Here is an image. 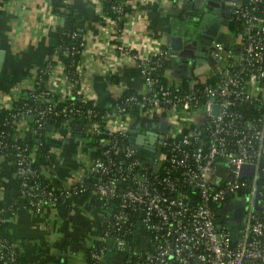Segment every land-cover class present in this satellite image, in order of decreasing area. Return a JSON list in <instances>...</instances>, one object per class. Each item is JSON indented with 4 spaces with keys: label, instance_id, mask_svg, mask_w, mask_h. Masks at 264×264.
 <instances>
[{
    "label": "built area",
    "instance_id": "2783aa9c",
    "mask_svg": "<svg viewBox=\"0 0 264 264\" xmlns=\"http://www.w3.org/2000/svg\"><path fill=\"white\" fill-rule=\"evenodd\" d=\"M106 1L111 2L113 16L105 11ZM133 1L97 0L102 19L116 36L126 25ZM230 21L233 40L214 43L212 71L191 79L186 87H173L165 79L167 47L143 55L119 42L121 53L136 61L146 90L100 113L89 106L74 107L73 101L57 108L55 101L44 97L49 90L34 92L41 79L35 71L23 93H30L33 101L15 107L2 126H13L18 137L28 122L38 128L66 113L69 118L60 126L70 131V120L81 115L82 138L93 150V161L69 184L46 187L41 177H51L57 162L47 171L37 168L36 145L9 144L8 132L0 128V150L14 148L6 154L11 155L19 193L30 210L54 207L60 199L89 190L108 207L95 241L105 244L111 236L123 255L121 264H264V0H231ZM79 45L80 50L64 52L83 54V39ZM81 63L75 65L80 91L85 87ZM41 71L60 72L67 86L61 99L71 96L74 81L61 62ZM132 105L137 116L130 113ZM143 116L163 117L167 123L164 129L141 131L155 134L154 151L135 149L129 141L134 135L130 123ZM89 138L95 143H87ZM53 150L57 155V148ZM243 165L252 166V171L241 172ZM231 200L244 202L235 216L229 213ZM0 221L6 222V216ZM230 223L236 225V234ZM135 236L139 243L132 246ZM15 255L0 233V263L19 264ZM102 255L92 253L100 261Z\"/></svg>",
    "mask_w": 264,
    "mask_h": 264
},
{
    "label": "crops",
    "instance_id": "0c3cea01",
    "mask_svg": "<svg viewBox=\"0 0 264 264\" xmlns=\"http://www.w3.org/2000/svg\"><path fill=\"white\" fill-rule=\"evenodd\" d=\"M68 1L85 42L80 71L85 87L81 93L92 98L98 107H111L109 99L127 86L137 91L146 90L136 61L121 53L117 48L119 42L128 43L143 55L159 46L167 47L165 79L173 87H181L184 79L191 80L212 71V55L210 71L207 67L187 68L188 63L182 60L188 48H179L178 43L188 38L178 19L180 0L178 3L134 0L119 36L102 19L97 0ZM57 24L58 18L51 11L49 0H0V107H9L31 86L34 72L50 54L49 38L55 34ZM218 31L223 43L233 40L231 26H218ZM171 43L177 48L172 49ZM53 75L46 80L47 85L59 93V98L66 97L64 88L67 86L60 72ZM111 75L115 79L109 80ZM137 120L130 123L133 134L148 127H135L134 124L141 121ZM52 134L63 143L57 148V164L50 181L56 187L65 186L92 164L93 150L81 136L65 126H59ZM11 199L14 206L6 212V230L27 264H86L84 253L104 228L106 204L73 195L68 202H59L54 207L30 210L19 193L11 155L5 153L0 154V200ZM138 243L135 236L132 246ZM122 257L120 252L107 250L101 264H121Z\"/></svg>",
    "mask_w": 264,
    "mask_h": 264
},
{
    "label": "trees",
    "instance_id": "16d2710c",
    "mask_svg": "<svg viewBox=\"0 0 264 264\" xmlns=\"http://www.w3.org/2000/svg\"><path fill=\"white\" fill-rule=\"evenodd\" d=\"M110 1L105 2V11L113 16L114 12L109 8L110 7ZM51 5V11L57 15L58 17V24L56 26V32L54 35H52L49 38V43L51 46V51L49 56L46 58L43 65L38 67L36 69V78H41L39 82L35 85L34 92H38L40 89H47L49 90L48 95H44V97L48 96L52 101H55L56 107L61 108L63 105L69 104L71 101L72 104H74V107H92L94 112H102L105 108H111L116 106L117 104L121 103L120 101L123 100L126 96L130 94H137V90L133 89L130 86L125 87L118 95L113 96L109 99V103L111 107H101L98 108V106L94 103L92 98L84 99L82 98L83 95L81 93L80 84H79V73L75 72V65L76 63L80 62L82 59V54L80 51L74 52L73 54L65 53L64 50L66 49H72V47L76 49H81V46L79 43L82 41V35L80 33V27L79 22L77 18L75 17L73 7L69 3L68 0H50ZM119 25L121 26V21L118 20ZM76 32L77 34L73 33ZM54 55H56V58H54ZM58 62H61L63 65V70L65 71L68 79H71V81H74V86L72 90L71 96L68 98H59L57 92L51 87H49L46 83V80L49 77H52V72H43L42 69H45L49 64H57ZM165 66L167 67V60L165 61ZM109 80L115 79L114 75L108 76ZM188 82H190L189 79H184L182 81V87H186ZM30 94V93H29ZM21 94L18 97H16L12 104L9 107H0V128L4 129L8 132L6 141L10 143H16L20 146L23 145H29L32 146L36 145V149L33 153L34 158V166L37 168L43 167L45 170L50 167L52 164H55L57 162V155L56 152L53 150V148H58L62 145L63 140L61 138L56 137L54 134H52L55 130L59 128L61 123L69 118L68 114L62 113L58 115L56 118L51 117L47 122L50 123L49 127L48 124H43L40 127H36L34 123L28 122L27 128H24L21 132L20 136L15 137L13 135V126L5 127L2 126L1 122L3 118L10 117L11 113L15 110V107L20 106L23 102H32V95L30 94ZM130 113L136 116L138 115L137 108L132 105L130 109ZM82 116H75V118H72L70 120V132L76 133L79 136L83 137V127L84 119L81 118ZM14 125V124H13ZM79 126V128H78ZM95 138H89L86 139L87 143L94 144ZM124 142H128L127 136L123 137ZM14 148H7L4 150H0V153H9L13 151ZM47 171V170H46ZM42 183L46 187H52L51 184V177L47 174L46 177H41ZM18 180V179H17ZM89 182V179L87 180ZM79 195H83L87 197L88 199L95 201L97 204L103 203L102 199H99L92 195L89 190H85ZM70 198H63L60 199L59 202H68ZM25 201V199H24ZM26 203V201H25ZM27 204V203H26ZM14 206L12 203V199L9 201L0 200V218L2 216L6 215V212L11 209ZM0 233L8 238L10 246L15 250L16 253V260L19 264H27L25 261V258L23 254L18 250V248L12 244V241L10 239V236L6 230V222L0 221ZM107 251V248L105 244H103L101 241H94V243L86 249L84 253L85 257V263L86 264H101L100 260L95 259L92 256L93 252L97 253H104ZM1 264V263H0Z\"/></svg>",
    "mask_w": 264,
    "mask_h": 264
},
{
    "label": "rangeland",
    "instance_id": "374dc122",
    "mask_svg": "<svg viewBox=\"0 0 264 264\" xmlns=\"http://www.w3.org/2000/svg\"><path fill=\"white\" fill-rule=\"evenodd\" d=\"M197 3H202L205 0H197ZM218 9H216L215 11H217ZM205 17V16H204ZM202 18L198 21L197 25L194 22V16H188L185 17L183 20L184 22V27L187 29L194 30L196 29L198 33H200L205 40H207V44H214L218 41L222 42L220 40V38L218 37L217 34H219L218 31V26L220 25V21H216L217 17H209V19L206 18ZM205 43L202 44V48L205 49L206 45ZM188 53H186V57H188L187 55ZM187 60L191 59L190 62L187 65V68H193L194 70L199 69L200 67H207V70L210 71V61H209V57H203V58H193L191 55L186 58ZM207 72V71H206ZM199 72H194V74H198ZM204 74V72L202 73ZM199 74L197 75L198 77L202 78L203 75ZM141 121L137 122L134 124L135 127H142L145 125H147L148 127H150L151 129H164L167 126V123L165 122L163 117H159L158 119H155L153 117H149V116H143L141 119ZM172 121V118L170 117V122ZM253 167L250 165H243L241 167V172H250L252 171ZM228 203V202H227ZM244 207V202L242 200H231L230 205L228 206L229 208V213H231L233 216L237 215L238 213H240V211H242ZM230 226H232V231L234 234L237 233V227L235 224L230 223ZM105 246L107 248V250L110 251H115L118 252L115 244H114V239L111 236H108L105 240ZM107 252V251H106ZM105 253V252H104Z\"/></svg>",
    "mask_w": 264,
    "mask_h": 264
},
{
    "label": "flooded vegetation",
    "instance_id": "af4514ba",
    "mask_svg": "<svg viewBox=\"0 0 264 264\" xmlns=\"http://www.w3.org/2000/svg\"><path fill=\"white\" fill-rule=\"evenodd\" d=\"M193 4L192 7L189 8L187 7L188 4L185 3L186 8H181V4H182V0H180V9H179V22L180 25L182 27H184V21L183 19L185 17L190 16H194V22L197 25L198 21L200 19H202L204 16V18L209 19V17H217L216 21H220V27L222 26H226L229 27L231 26V21H230V2L231 0H205L203 1L201 4L197 3V0H192ZM216 9H218L217 11H215ZM184 21V22H183ZM185 34L186 37L189 38L188 40L186 39V42H184L186 44V47L184 48H188L187 52L188 53V57L191 55L193 58L199 57V56H195L194 53H201L202 57L199 58H203V57H209V60L211 59V52H212V47L213 44H207V40L204 41L202 35L200 33L197 32L196 29L191 30L185 28ZM205 43L207 44L205 49L202 48V44ZM185 53V54H186ZM184 57V60L186 63H189L191 59L187 60Z\"/></svg>",
    "mask_w": 264,
    "mask_h": 264
},
{
    "label": "water",
    "instance_id": "95a60500",
    "mask_svg": "<svg viewBox=\"0 0 264 264\" xmlns=\"http://www.w3.org/2000/svg\"><path fill=\"white\" fill-rule=\"evenodd\" d=\"M185 3L188 4L187 7L191 8L192 7V0H182L181 8H186ZM189 39V38H188ZM179 48L180 47H186L185 43H178ZM171 48L175 49L177 48V45L175 43H171ZM195 56H201V53H194ZM2 59V51L0 50V60ZM49 127V124H48ZM155 134H153V131L148 130L146 132H138L137 134L130 135L129 136V141L131 142L132 146L135 149H146L148 151H154V146H155Z\"/></svg>",
    "mask_w": 264,
    "mask_h": 264
}]
</instances>
